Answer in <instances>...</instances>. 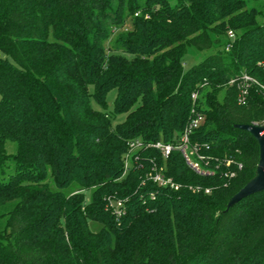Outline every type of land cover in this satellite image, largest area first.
<instances>
[{
  "label": "trees",
  "instance_id": "16d2710c",
  "mask_svg": "<svg viewBox=\"0 0 264 264\" xmlns=\"http://www.w3.org/2000/svg\"><path fill=\"white\" fill-rule=\"evenodd\" d=\"M262 1L0 0V264H264V192L228 209L260 162L237 126H264V90L242 106L230 82L264 86ZM197 117L213 176L151 146L177 147Z\"/></svg>",
  "mask_w": 264,
  "mask_h": 264
},
{
  "label": "built area",
  "instance_id": "2783aa9c",
  "mask_svg": "<svg viewBox=\"0 0 264 264\" xmlns=\"http://www.w3.org/2000/svg\"><path fill=\"white\" fill-rule=\"evenodd\" d=\"M229 37L230 39H234L235 38L234 33L229 32ZM228 48H230V45L228 46ZM0 57H1V52H0ZM230 85H235L239 90L238 103L239 105L242 106L246 105L247 103L249 90L252 87V85H258L264 90V86H261L254 78H252L246 73H243L238 79H233L230 82ZM193 99L194 100L197 99L196 94L193 95ZM202 122H203L202 117H197L193 119L188 129L186 130L185 135L182 137L181 142L177 147H174V145H164L162 143H157L151 146L161 150L165 158L169 157L174 150H179L183 154L187 165L191 168L193 172L201 176H213L218 167L217 168L213 167V165L210 162V159L202 154L201 148L197 144H192L190 142V135L193 133L195 129L201 126ZM263 134L264 133H262V135ZM142 146L143 143L140 140L134 141L130 144L131 150L126 155V163H125L126 172L129 171L130 161L133 158L134 151L141 148ZM226 164L229 166L231 164V160L227 161ZM239 168H241L240 165ZM234 175H235L234 173H231L229 175L226 174L225 176L233 178ZM148 179L152 180L161 188L178 190L180 187L178 184H176V182H174L172 178L165 177L164 174L159 172L156 167H154L151 173L148 175ZM191 190L194 193H200L203 191L205 194H210L212 192L211 188L204 189L201 186L193 187L191 188ZM110 206L113 208L117 216H120L122 214L123 202L121 201L111 202Z\"/></svg>",
  "mask_w": 264,
  "mask_h": 264
},
{
  "label": "water",
  "instance_id": "95a60500",
  "mask_svg": "<svg viewBox=\"0 0 264 264\" xmlns=\"http://www.w3.org/2000/svg\"><path fill=\"white\" fill-rule=\"evenodd\" d=\"M237 127L249 132L257 140L260 146V162L257 176L230 200L228 209L250 196L264 192V134L262 135L264 126L238 125Z\"/></svg>",
  "mask_w": 264,
  "mask_h": 264
},
{
  "label": "rangeland",
  "instance_id": "374dc122",
  "mask_svg": "<svg viewBox=\"0 0 264 264\" xmlns=\"http://www.w3.org/2000/svg\"><path fill=\"white\" fill-rule=\"evenodd\" d=\"M251 5L253 7H255V8H257L258 12L260 13L259 18H258L259 23H264V1L258 2V3L252 2ZM205 55L206 54H204V53H200V54H196V55L194 54V55H188V56H186L185 57V60H184L185 61V65H184L185 68L186 69L191 68L194 64H197L198 62H200L204 58ZM0 98H1V96H0ZM114 99H115V93H111L109 95V104H110L111 110L113 108L112 103H113ZM93 105H94V107L97 110H100V107L96 106L95 104H93ZM125 117L126 116H119V117H117L116 120L114 121V124H117L119 122H123L125 120ZM7 147L9 149V152L13 153L15 151L14 144H9ZM51 187L52 188H55V184L53 182L51 183ZM75 188L76 187L72 186L71 188H69L66 191V193L68 195H70L71 193H73V191L75 190ZM85 195H86L87 202H90V200L92 198L91 191L86 192ZM99 228H100V226L98 224L91 223V229L94 232H97L99 230Z\"/></svg>",
  "mask_w": 264,
  "mask_h": 264
}]
</instances>
